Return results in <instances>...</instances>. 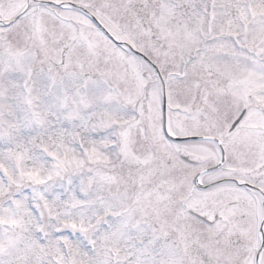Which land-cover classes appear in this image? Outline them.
Listing matches in <instances>:
<instances>
[{"label": "snow or ice", "instance_id": "obj_1", "mask_svg": "<svg viewBox=\"0 0 264 264\" xmlns=\"http://www.w3.org/2000/svg\"><path fill=\"white\" fill-rule=\"evenodd\" d=\"M0 264H264V0H0Z\"/></svg>", "mask_w": 264, "mask_h": 264}]
</instances>
